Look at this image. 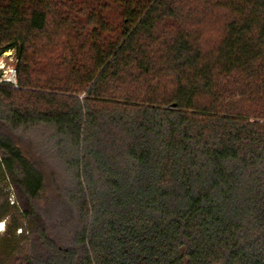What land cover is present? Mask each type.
I'll use <instances>...</instances> for the list:
<instances>
[{"label":"trees","instance_id":"trees-1","mask_svg":"<svg viewBox=\"0 0 264 264\" xmlns=\"http://www.w3.org/2000/svg\"><path fill=\"white\" fill-rule=\"evenodd\" d=\"M9 51L15 264H264V0H0Z\"/></svg>","mask_w":264,"mask_h":264},{"label":"rangeland","instance_id":"rangeland-1","mask_svg":"<svg viewBox=\"0 0 264 264\" xmlns=\"http://www.w3.org/2000/svg\"><path fill=\"white\" fill-rule=\"evenodd\" d=\"M14 58V59H12ZM5 62V69L8 68L10 65H15L16 59L13 55L10 54H5L0 58V64L2 62ZM1 120H0V134H3L6 129L3 127L1 128ZM2 129V130H1ZM2 186L5 188V192L8 195V201L9 205L8 206L6 200L4 198H0V204H4V208L9 207L10 208V213L5 215L3 220L0 222L4 223V230H0V264H15V257L13 256L14 254H17L19 252L20 247L26 246V241L19 240V235L22 232V229L17 228L15 230V233L13 234L14 236H9L10 231H13L14 225L17 222H22L25 223L26 219L21 215V210L24 209L27 206V198L22 192V190L13 184L12 182H7L5 180H2L1 182ZM0 205V206H1ZM3 225V224H2ZM3 242L8 243V248L12 250H3L4 245ZM12 253V254H11Z\"/></svg>","mask_w":264,"mask_h":264},{"label":"built area","instance_id":"built-area-1","mask_svg":"<svg viewBox=\"0 0 264 264\" xmlns=\"http://www.w3.org/2000/svg\"><path fill=\"white\" fill-rule=\"evenodd\" d=\"M5 54L13 55V51L6 52ZM4 54V55H5ZM14 59V58H12ZM0 83L1 84H9L11 86H17V69L15 65H10L5 69V62L3 61L0 64ZM3 224V225H2ZM4 223L0 222V230H4Z\"/></svg>","mask_w":264,"mask_h":264},{"label":"flooded vegetation","instance_id":"flooded-vegetation-1","mask_svg":"<svg viewBox=\"0 0 264 264\" xmlns=\"http://www.w3.org/2000/svg\"><path fill=\"white\" fill-rule=\"evenodd\" d=\"M1 205V204H0Z\"/></svg>","mask_w":264,"mask_h":264}]
</instances>
